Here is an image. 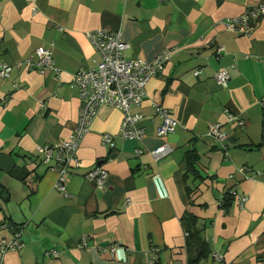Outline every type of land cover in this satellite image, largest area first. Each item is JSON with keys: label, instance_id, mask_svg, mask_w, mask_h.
<instances>
[{"label": "crops", "instance_id": "1", "mask_svg": "<svg viewBox=\"0 0 264 264\" xmlns=\"http://www.w3.org/2000/svg\"><path fill=\"white\" fill-rule=\"evenodd\" d=\"M258 2L0 0V63L13 66L0 77V241L21 228L24 242L1 254L0 264H147L153 247L159 264H188L186 212L205 224L209 255L198 264H264V16L251 35L227 28ZM98 29L122 32L127 59L170 54L143 105L132 109L143 114L145 138L123 139L122 110L102 106L77 149L81 165L66 196L55 187L56 160L45 163L37 146L74 131L80 98L73 79L99 60L88 36ZM51 44L57 74L26 65L37 47ZM223 68L226 87L215 78ZM158 103L178 122L163 137ZM214 123L224 142L209 135ZM105 133L114 146L103 144ZM163 142L172 149L155 160L151 151ZM98 165L108 173L103 187L86 178ZM54 249L58 256L49 254Z\"/></svg>", "mask_w": 264, "mask_h": 264}, {"label": "built area", "instance_id": "2", "mask_svg": "<svg viewBox=\"0 0 264 264\" xmlns=\"http://www.w3.org/2000/svg\"><path fill=\"white\" fill-rule=\"evenodd\" d=\"M263 16L264 2H258L248 7L242 15L230 19L227 28L241 35H251L256 23ZM88 36L99 55V60L94 67L80 69L74 75L73 83L79 89L80 98L77 125L68 139H61L51 145L37 146V151L45 163H49L51 159L56 160V167H52L58 172L55 187L66 196L68 195L69 175L73 168H78L81 165L77 156V149L102 106L110 105L122 110L123 119L120 125V135L123 139L141 142L145 138L146 130L141 125L143 114L134 112L132 109L143 105L147 98V84L164 69L170 54V52L159 54L151 62L142 58L127 59L123 56V51L128 47V43L124 41L122 32L98 29L88 32ZM53 46L54 44H51L50 47H37L35 49L36 60H27L25 61L26 65L33 66L41 72L54 71L57 74L58 69L53 56ZM21 63H18L17 66H21ZM12 69L13 66L0 63V77H9ZM194 73L198 75L200 69H196ZM215 78L220 85L226 87L230 76L228 71L223 68L216 72ZM154 107L156 115L161 118V123L157 127V135L163 137L173 132L178 122L172 117L169 108L160 103L155 104ZM240 124H242L241 121ZM220 125V123L211 124L209 135L224 142L227 139V134L221 130ZM102 139L103 144L114 146V139L111 134H103ZM171 149L168 143L163 142L151 153L155 160H159L167 155ZM143 151V148L138 147L135 154L141 155ZM239 170L244 174L249 172L246 167ZM107 174L106 168L98 165L86 174V178L95 180L100 187H103ZM230 192L235 193L234 190H230ZM239 199L241 202H245L248 198L243 196ZM86 239V237L82 239L81 245L87 244ZM23 246L22 229H14L13 237L10 240L0 241V255L8 250H19ZM115 249L116 245L111 246L110 251L114 253ZM159 252L160 248H151V256L147 264H159L155 256ZM50 253L53 256L59 255L55 249Z\"/></svg>", "mask_w": 264, "mask_h": 264}, {"label": "trees", "instance_id": "3", "mask_svg": "<svg viewBox=\"0 0 264 264\" xmlns=\"http://www.w3.org/2000/svg\"><path fill=\"white\" fill-rule=\"evenodd\" d=\"M196 155L188 153V162L193 166ZM233 195L230 190L221 201V206L228 209L232 203ZM182 225L186 234L185 247L188 256V264H198L202 258L209 255L207 240L205 237V224L193 214L186 212L181 218Z\"/></svg>", "mask_w": 264, "mask_h": 264}]
</instances>
